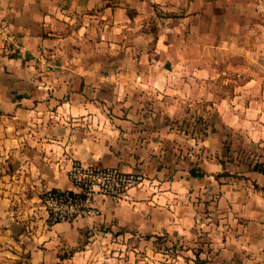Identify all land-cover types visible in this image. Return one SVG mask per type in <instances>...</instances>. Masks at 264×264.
Here are the masks:
<instances>
[{"label": "crops", "instance_id": "obj_1", "mask_svg": "<svg viewBox=\"0 0 264 264\" xmlns=\"http://www.w3.org/2000/svg\"><path fill=\"white\" fill-rule=\"evenodd\" d=\"M220 1L231 13L264 14V0H216V6ZM200 4L0 0V22L10 37L0 51V264H82L83 250L77 247L89 226L150 239L201 240L203 234L205 264H264V173L228 161L230 147L259 146L256 159L264 168V58L256 49L264 38L254 37L256 26L264 25L251 24L248 16L224 20V30L240 31L222 37L229 62L222 76L230 73L236 83L227 91L225 79L216 99L208 80L207 107L214 115L206 120L203 140L175 122L149 116L140 103L119 102L113 76L102 68L104 59L113 60L108 47L119 40L133 48L149 42L155 7L198 16ZM161 25L158 21L159 46L165 35ZM247 29L253 36H242ZM144 57L143 52L131 61ZM216 74L192 73V93L200 92L199 78ZM121 110L128 111L127 118L119 117ZM124 138L137 145L125 150L112 144ZM65 157L124 172L140 168L149 184L118 203L97 199L99 217L52 223L38 199L46 189L69 188ZM71 250L72 261L57 263L59 254Z\"/></svg>", "mask_w": 264, "mask_h": 264}, {"label": "rangeland", "instance_id": "obj_2", "mask_svg": "<svg viewBox=\"0 0 264 264\" xmlns=\"http://www.w3.org/2000/svg\"><path fill=\"white\" fill-rule=\"evenodd\" d=\"M238 1L235 0V2ZM216 3V0H202L198 16L186 15L185 12L163 13L155 7L156 16L151 18L148 25L149 42L147 44L142 43L133 48V46L125 45L124 40L126 42L127 39L124 38L122 41L119 40L115 47L109 46L110 54L105 52L104 56L108 54L109 57H113V60L104 59L102 68L105 74L113 76L111 83L119 89V92L113 93L116 99L118 97L121 103H140L144 105L147 112H151L149 116H159L171 123L175 122L183 129V132L186 131V134H196L198 139L203 140L207 135L206 120L214 115V112L207 107L208 80L214 83L215 96L213 97L216 99L223 95L222 85L225 79L230 80L226 84L227 91H233L232 85L236 83L232 74H227L225 79L222 76V70H226L229 64L228 60H224L226 47L222 37L239 36L240 31L229 30V28L224 30V20L239 21V17L248 16L251 18V24L264 25V14L261 16L239 15L225 9L223 2L220 1L218 6ZM159 17L164 18L165 21L159 20ZM158 21L165 29L160 46L157 42ZM192 26L193 31H191ZM252 32L254 31L251 29L243 30L242 36L251 37ZM255 32L254 37L264 38L263 28L256 26ZM256 49H259L260 57L264 58V46ZM143 52L145 61H131ZM125 59L128 60L124 61ZM262 64L264 68V62ZM207 69L219 71L220 75L216 74L211 79H207L206 76L199 78V90L202 93L198 92V95H194L192 87L196 86V81L193 83L191 75L196 70L206 71ZM105 80L108 83L111 81L108 78ZM127 115L128 111L121 110L119 117L127 118ZM112 144L116 148L119 146L126 150L129 146L132 149L131 145H137V142H126L124 138L123 141L116 140ZM218 147L223 148L221 144ZM228 150V161L231 164L236 165L242 162L253 168L256 163L258 164L256 155L261 153L259 146H251L248 150L230 147ZM254 152L255 155H252ZM134 172H139L144 177L145 181L139 186L140 188L149 184L150 177L140 168ZM206 212L202 210L203 214ZM94 228L97 233L89 236L86 231L77 247L83 250L82 258L79 259L82 264H205L207 261L203 234L199 237L201 240H195L192 235L181 240L164 235L150 239L120 235L119 231L115 234L112 232L107 234L105 228L96 226ZM194 249L201 251V254L196 253ZM72 257L73 250L59 254L57 263L59 261L68 263L72 261Z\"/></svg>", "mask_w": 264, "mask_h": 264}, {"label": "built area", "instance_id": "obj_3", "mask_svg": "<svg viewBox=\"0 0 264 264\" xmlns=\"http://www.w3.org/2000/svg\"><path fill=\"white\" fill-rule=\"evenodd\" d=\"M10 37L7 27L0 22V51L6 50ZM69 168L67 189H46L39 195V203L52 223H72L78 219H93L101 212L97 199L113 203L124 200L130 190L138 188L145 180L139 172H124L110 167H99L65 157ZM97 230L89 226L87 234Z\"/></svg>", "mask_w": 264, "mask_h": 264}, {"label": "trees", "instance_id": "obj_4", "mask_svg": "<svg viewBox=\"0 0 264 264\" xmlns=\"http://www.w3.org/2000/svg\"><path fill=\"white\" fill-rule=\"evenodd\" d=\"M254 170H258L260 172L264 173V168L262 167V165H260L259 163L255 165Z\"/></svg>", "mask_w": 264, "mask_h": 264}]
</instances>
